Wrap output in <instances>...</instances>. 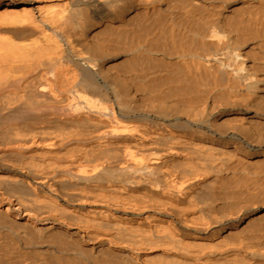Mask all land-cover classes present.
Masks as SVG:
<instances>
[{
    "label": "bare ground",
    "instance_id": "bare-ground-1",
    "mask_svg": "<svg viewBox=\"0 0 264 264\" xmlns=\"http://www.w3.org/2000/svg\"><path fill=\"white\" fill-rule=\"evenodd\" d=\"M234 5L0 0V242L18 262L264 264V135L248 125L264 122V80L236 52ZM123 62L229 93L144 99Z\"/></svg>",
    "mask_w": 264,
    "mask_h": 264
},
{
    "label": "rangeland",
    "instance_id": "rangeland-1",
    "mask_svg": "<svg viewBox=\"0 0 264 264\" xmlns=\"http://www.w3.org/2000/svg\"><path fill=\"white\" fill-rule=\"evenodd\" d=\"M233 1H235V5H234L235 7H233L231 9V12L232 13L236 12V13L232 14L230 12V15L228 14L229 15L228 17H230V19L234 23L231 27V32L233 31L232 33L234 34V37L236 38V40L239 43V48L236 50V52L237 53L242 52V53H240L242 55V58L245 56L243 58V60L245 61V63L247 65L250 64L248 66L249 72H251L253 74H257L258 79L264 80V57H263L264 56V13H263V11H264V5H263L264 0H233ZM241 2L244 4H242ZM245 4H247V5H245ZM244 6H246V7H244ZM261 6L263 7V9ZM247 12H249L250 14H248ZM238 13H239V15H238ZM241 16H242V18H241ZM243 16L246 19L243 18ZM248 16L250 18H248ZM237 18H239V19H237ZM233 19L235 22L233 21ZM247 19H248L249 23H248ZM241 20H243V21H241ZM244 20H246L247 22ZM241 25H242V27H241ZM235 26H237V27H235ZM233 28H234V30H233ZM235 28H237V29H235ZM239 28H241V29L239 30ZM236 31H237V33H236ZM243 32H244V34H241ZM240 44H241V46H240ZM258 54L261 56H259ZM249 55H251V56H249ZM154 63H156V64H154ZM154 63L149 62L147 64H142V65H141V63H140V65H129V64H126L123 62V64L125 65L124 67H126V68H124V70L127 71L129 68L128 71L130 74V79H132L130 82L133 85V88L136 89L138 91V93H140L142 96H144L143 97L144 99H150L151 98V100H153V99L157 98L156 96H158V98L167 99V100L169 99L170 102L174 101L175 103H177V102L180 103V101H178V100L183 101L186 99H189V101L194 100L196 102H202V100L205 101V100H207V98L212 96V95H210V92L215 95V97L213 96L215 99H216V97L218 98L220 95L222 97H224L229 93V90L227 89L228 88L227 87L228 81L226 79H222L224 82H221V81L216 82L214 80V77H212L209 73H205V72H204L203 76L199 75V76H194L192 78L189 75V73H187L183 68H181V66L176 67V65H164L163 63H157V62H154ZM148 64L150 66H147ZM142 67H143V69H142ZM143 70H145V71H143ZM128 71H127V73H128ZM130 71L132 72V74ZM133 71L134 72L136 71V72L134 73ZM148 71H150V72H148ZM141 72H143V75ZM166 73H169V74H166ZM138 74H140L142 76H140ZM150 74H151V76H150ZM144 75H146V78ZM261 75H262V77H261ZM131 76H134V77H131ZM166 76H168V77H166ZM157 77H159V78H157ZM163 78H166V79H163ZM186 78H187V80H186ZM133 80H134V82H132ZM154 81H156V82H154ZM171 81H173L172 82L173 84L176 83L173 85V88H172ZM158 83H160V84H158ZM170 83H171V85H170ZM167 84H169L168 85L169 87H167ZM187 84H189V85H187ZM181 85L183 88L181 87ZM196 85H197V87H196ZM202 85H203V87H202ZM257 87H259V86H257ZM186 88H187V90H186ZM199 88L202 90H200ZM180 90L183 93H181ZM152 91L153 92L157 91V92L153 93ZM202 91H207L208 93L207 92L200 93ZM179 92L181 95L179 94ZM185 94L187 95V97ZM160 95H162V96H160ZM262 95H264V93ZM163 97H165V98H163ZM254 104H255V106H258L259 104H261L258 106V108H260L261 110H264V100L257 101ZM248 125L250 126L251 130L253 129L252 130L253 132L256 130L254 132L255 134L257 133L258 135H264V130L261 129L262 127L264 128V122L262 123L259 120H254V122L253 121L249 122ZM255 165H257V166H255ZM254 166L255 167H254V170L252 172L256 175L255 178L258 176V179H260V180H259V191L258 192L256 191V194L252 197V201L264 203V194H263L264 192H262V191H264V165L262 162H260V160L256 159ZM257 167H259V168H257ZM261 186H262V188H261ZM260 189H262V190H260ZM261 217L262 218L264 217V211L262 212ZM0 244L2 247L1 248L2 250H0V253H1L0 254V260L3 259L0 261V263L2 262V264H6V263L7 264H21V262H18V260L21 261L22 258L19 259L18 257H20L19 252L22 253L23 249L17 248L16 246H14L13 245L14 243L11 242L10 240L4 239L0 242ZM17 251H18V253H17ZM23 252H25V250ZM51 254L52 255L49 254V256H48V258L50 259L49 261L51 262V264H56L55 261H57L56 260L57 258L54 256L55 255L54 253H51ZM105 255H106L105 258L109 257L107 254H105ZM50 256H52L53 258H56V259L54 260L53 258H50ZM87 256H88V259H90V258L92 259L91 256H89V255H87ZM61 257H64V256L62 255ZM84 257H86V256H84ZM62 259H64V258H62ZM13 260H15V261H13ZM85 260H86L85 258H82L81 260H74V262H72L71 264H90V263L86 262ZM92 261L94 264H96V261H94V259H92L91 262ZM8 262H10V263H8ZM100 264H104V263H100Z\"/></svg>",
    "mask_w": 264,
    "mask_h": 264
}]
</instances>
